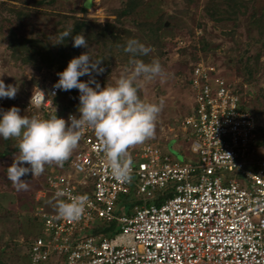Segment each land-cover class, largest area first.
I'll list each match as a JSON object with an SVG mask.
<instances>
[{
	"label": "built area",
	"instance_id": "built-area-1",
	"mask_svg": "<svg viewBox=\"0 0 264 264\" xmlns=\"http://www.w3.org/2000/svg\"><path fill=\"white\" fill-rule=\"evenodd\" d=\"M188 85L195 106L181 126L197 158H171L146 142L128 179L116 180L99 139L85 130L68 159L78 177L50 170L35 196L67 200L86 193L85 210L72 220L37 206L42 234L29 238L30 264L51 254L63 255V264H264V148L256 145V117L212 64L191 65ZM57 91L53 84L36 88L24 106L35 108L29 105L34 93L42 98L35 109L48 115ZM69 114L79 115L57 116L67 122ZM89 186L91 193L79 190ZM167 187L170 196L147 202ZM129 194L140 202L118 205ZM100 220L116 226L91 233Z\"/></svg>",
	"mask_w": 264,
	"mask_h": 264
},
{
	"label": "rangeland",
	"instance_id": "rangeland-1",
	"mask_svg": "<svg viewBox=\"0 0 264 264\" xmlns=\"http://www.w3.org/2000/svg\"><path fill=\"white\" fill-rule=\"evenodd\" d=\"M119 1L121 0H55L54 7L46 9L69 12L70 8L83 5L88 8L85 17L94 18L102 23L113 19V15L109 11L107 12L106 9L116 7ZM206 1L191 0L190 4H187L183 0H146V4H150L148 11H146L148 19H155L159 14H164L165 16L163 23L167 28L162 32L165 54L158 58L169 75L163 81L156 78L150 81L142 80L141 82L138 95L149 101L158 102L162 100L163 106L155 122L153 135L142 143L134 144L127 148L131 159H137L136 155L140 147L146 142L157 145L162 153L171 158L181 160L182 154L184 158H197L198 155L190 150L192 136L182 129L181 121L194 104L192 92L186 82L187 74L185 72L191 65L200 60L204 64L214 65L218 73L223 75L233 88L234 86L242 87L243 90L239 93L241 102L244 101L243 103L253 112L260 125L264 128V98L262 96V91H264V45L249 39V36L256 33L248 25V16L240 17L235 24L231 22L215 23L209 20L203 11ZM256 3L255 6L258 12L264 7V0H257ZM78 16H82V13L78 12ZM50 22L51 17L49 15L34 12L29 24L37 28H44ZM232 30L234 31V40L236 42L224 34V32ZM7 33V25L0 17V79L5 82V85L12 83L18 88L13 98H0V108L6 110L8 107L16 105L20 109V114L28 115L22 109L25 99L34 89L47 88L49 85L54 84L53 76L50 75L43 79L42 73L32 70L30 66L15 65L9 58L8 50L6 49ZM237 46L240 49L249 47L248 49L252 54L260 51L257 64L258 71L254 82L250 84L242 81L241 77H244V75L241 74L236 62L237 52L235 50ZM193 54L198 57L197 60L192 58ZM123 68L120 67L117 72H112L100 84L101 87L105 83H114ZM12 139L18 140V138ZM12 160L13 156L0 160V179L3 178L4 181L11 184L13 191L16 190L15 196H26V198H29V190L18 189L8 178L7 167L12 163ZM55 165V162H52L47 167V170L54 169ZM66 168L64 170L61 167L58 172L71 173L72 171L73 175H77L69 161H67ZM28 174L30 175L31 173L29 172ZM32 177L36 180L38 175ZM20 179L25 180V182L28 180L24 175ZM27 182L30 181L28 180ZM37 190L33 196L34 201L29 207V213L32 212L33 215L37 206L55 211L57 201L62 200V198H52L47 193L45 196L48 198L43 200V202H39L40 198L38 200L35 199ZM14 201H16V198L13 196L12 203L14 204H12V210L16 216L12 215L13 211L0 215L2 242L8 241L12 237L20 243H24L32 236L42 234L40 222L37 220V227L34 224L30 226L28 223L30 218H27L30 214L25 217L23 207H21L19 201L17 203ZM118 205L130 207L129 200L126 197L119 199ZM26 261H28V257Z\"/></svg>",
	"mask_w": 264,
	"mask_h": 264
},
{
	"label": "trees",
	"instance_id": "trees-1",
	"mask_svg": "<svg viewBox=\"0 0 264 264\" xmlns=\"http://www.w3.org/2000/svg\"><path fill=\"white\" fill-rule=\"evenodd\" d=\"M190 4L191 0H183ZM257 0H207L203 6V11L208 19L215 23L231 22L235 24L240 17L248 16V25L256 34L249 36V39L260 42L264 45V7L257 12ZM55 0H0V17L7 25L8 33L6 37V49L8 50L9 58L15 65L30 66L32 70L41 72L43 79L52 75L53 82L58 77L56 73L62 70L68 60L73 56L79 55L81 52L87 51L85 47H73L72 37L77 34H83L88 43V52L93 59H99V67L103 68V72L93 75L95 79L101 84L112 72H117L118 68L124 67L128 64L129 54L123 51V46L128 38H136L146 46L149 51L145 56L139 57L145 62L152 58H157L165 54L164 39L162 32L166 25H164V14H159L155 19H148L146 14L150 4H146V0H121L116 7L107 8L106 11L113 15L110 21L100 22L94 18L85 17L88 8L80 5L79 7L70 8L69 12L56 11L46 8H53ZM50 6V7H49ZM41 12L49 15L51 22L44 28H37L29 24L32 13ZM78 12L82 16H78ZM67 30L69 37L60 38V33ZM225 35L234 40V31L224 32ZM236 42V40H234ZM249 48V47H248ZM248 48L240 49L237 46L235 50L236 62L241 74L244 75L242 81L252 83L255 80V75L258 71V60L260 51L251 53ZM197 60L198 57L193 54L192 57ZM191 66L185 72L186 82L189 83V73ZM80 80H87V75L78 77ZM236 92L241 93L242 87L234 86ZM78 91L73 88L68 91L58 89L55 96L52 98V103L49 107V113L56 111L59 115L64 111H77ZM264 98V91H262ZM193 107L187 111L185 115L190 114L194 109L195 101L193 99ZM22 109L28 115L38 111L35 108H25L22 104ZM41 113V112H40ZM47 116L45 113H41ZM257 120V118H256ZM257 134L258 140L256 145L264 148V132L263 126L257 120ZM190 133L189 131H187ZM17 141L9 137L8 139L0 138V160L5 157H12L18 152L16 147ZM182 154V153H181ZM183 154L181 160H187ZM191 159V158H190ZM67 161V160H66ZM64 161V162H66ZM52 163L46 164L44 171L38 174L36 180L31 174L24 176L30 181L26 190H29V198L23 196H15L16 190L10 183L0 179V215L8 214L12 210L13 196L16 201L23 207L25 217L28 223L37 227L38 219L32 212L29 213L30 205L33 203V196L35 191L46 187V175L48 173L47 167ZM56 164V163H55ZM55 165L54 168H58ZM35 182V183H34ZM32 183V184H31ZM80 191L91 193L89 187H79ZM172 193L170 187L158 191L156 195L147 202H154L159 204L165 197ZM129 200V205L139 203L140 200L134 196L125 195L124 198ZM44 198H40L39 202H43ZM46 209V208H45ZM14 214V211L12 213ZM16 216V215H15ZM116 226L115 221L100 220L91 229V233L98 232L106 233ZM29 254V239L24 243H20L12 237L8 241L2 242L0 234V264H30L27 260ZM64 256L51 254L44 262L40 264H63Z\"/></svg>",
	"mask_w": 264,
	"mask_h": 264
},
{
	"label": "clouds",
	"instance_id": "clouds-1",
	"mask_svg": "<svg viewBox=\"0 0 264 264\" xmlns=\"http://www.w3.org/2000/svg\"><path fill=\"white\" fill-rule=\"evenodd\" d=\"M59 35L60 38L69 37V32L65 30ZM71 37L73 47H85L87 51L70 58L66 66L56 73L58 79L53 88L62 91L77 89L79 115L69 114L66 122L64 117L57 116L55 110L44 116L39 111L31 115L20 114L16 105L6 110L0 108V138H18V152L7 167L8 178L18 189L28 187L21 176L29 172L31 176L38 175L46 164L55 162L62 165L69 159L87 129H91L99 139L110 175L116 180H127L132 163L127 148L153 135L163 101L143 99L138 95V89L142 80L159 78L163 81L167 78L169 74L160 60L152 58L145 62L140 59L148 53L149 47L134 37L128 38L123 46V51L129 54L128 64L114 83H105L101 87L93 75L94 72H103V68L98 66L100 60L90 56L83 34ZM85 75L87 80L78 79ZM17 90L16 85H5L0 79V98H13ZM41 99L32 93L29 105L39 109ZM87 201L86 193L72 195L67 200H58L55 212L61 218L78 219Z\"/></svg>",
	"mask_w": 264,
	"mask_h": 264
},
{
	"label": "crops",
	"instance_id": "crops-1",
	"mask_svg": "<svg viewBox=\"0 0 264 264\" xmlns=\"http://www.w3.org/2000/svg\"><path fill=\"white\" fill-rule=\"evenodd\" d=\"M67 161H69V160L67 159ZM67 161H66V162H63L62 165H59L58 168L49 169L48 172H49L50 170H53V171H56V170H57V172H58V171H59V168H61V167L64 168V170L67 169V168H66ZM71 174L73 175L72 171H71ZM73 176H74V177H78V175H73ZM41 188H42V187H41ZM89 188L91 189L90 186H89ZM48 196H49V197H52L50 194H48ZM41 198H44V200H46L48 197H46V196L44 195V196L41 197ZM52 198H53V197H52ZM50 211H51V210H50ZM53 212H55V211H53Z\"/></svg>",
	"mask_w": 264,
	"mask_h": 264
},
{
	"label": "water",
	"instance_id": "water-1",
	"mask_svg": "<svg viewBox=\"0 0 264 264\" xmlns=\"http://www.w3.org/2000/svg\"><path fill=\"white\" fill-rule=\"evenodd\" d=\"M166 24V23H165Z\"/></svg>",
	"mask_w": 264,
	"mask_h": 264
}]
</instances>
